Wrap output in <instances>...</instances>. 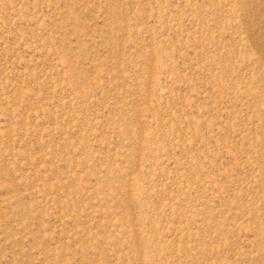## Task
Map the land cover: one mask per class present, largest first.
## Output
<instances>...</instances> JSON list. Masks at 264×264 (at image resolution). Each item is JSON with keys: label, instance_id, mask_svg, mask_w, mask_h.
Here are the masks:
<instances>
[{"label": "rangeland", "instance_id": "rangeland-1", "mask_svg": "<svg viewBox=\"0 0 264 264\" xmlns=\"http://www.w3.org/2000/svg\"><path fill=\"white\" fill-rule=\"evenodd\" d=\"M0 264H264V0H0Z\"/></svg>", "mask_w": 264, "mask_h": 264}]
</instances>
